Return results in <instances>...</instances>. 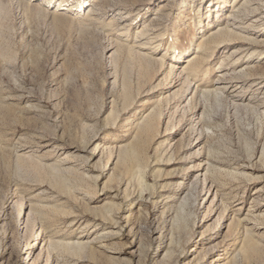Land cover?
<instances>
[{"label": "rangeland", "instance_id": "374dc122", "mask_svg": "<svg viewBox=\"0 0 264 264\" xmlns=\"http://www.w3.org/2000/svg\"><path fill=\"white\" fill-rule=\"evenodd\" d=\"M0 264H264V0H0Z\"/></svg>", "mask_w": 264, "mask_h": 264}, {"label": "bare ground", "instance_id": "6f19581e", "mask_svg": "<svg viewBox=\"0 0 264 264\" xmlns=\"http://www.w3.org/2000/svg\"><path fill=\"white\" fill-rule=\"evenodd\" d=\"M257 9L256 8H252V10H251V12H255ZM258 11V10H257ZM239 13V12H238ZM236 18V17H235ZM177 51V50H176ZM176 51H173L172 52V55H171V59H170V63H173V62H176V63H179L180 62V60H181V55H183V54H180V53H178V52H176ZM169 63V64H170ZM174 68L176 69L177 67H174V66H172L171 64H170V66H169V71L171 72V71H173L174 70ZM180 69V72H179V75L181 74L183 77H182V85L184 86V87H186V95H188V93H190V97L189 98H187L186 100V105L187 106H191V104H192V100L194 99V92H196V90H198V88L197 89H194L193 88V86H192V82L190 81V78H189V75L186 73V71L184 70V69H182V68H179ZM192 78V77H191ZM216 93H217V91H216ZM193 94V95H192ZM183 112H185L184 110H183ZM192 132H193V134H194V127H193V129H192ZM200 134H201V132H200ZM134 151V150H133ZM131 152V151H130ZM136 157V156H135ZM34 243V242H33ZM32 244V243H31ZM34 246H37V244H33V245H31V246H29L28 248H34Z\"/></svg>", "mask_w": 264, "mask_h": 264}]
</instances>
